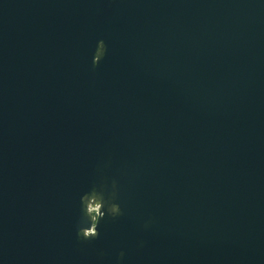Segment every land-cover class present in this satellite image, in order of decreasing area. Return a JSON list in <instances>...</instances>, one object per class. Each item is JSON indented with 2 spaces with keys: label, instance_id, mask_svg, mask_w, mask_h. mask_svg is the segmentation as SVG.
Wrapping results in <instances>:
<instances>
[{
  "label": "water",
  "instance_id": "95a60500",
  "mask_svg": "<svg viewBox=\"0 0 264 264\" xmlns=\"http://www.w3.org/2000/svg\"><path fill=\"white\" fill-rule=\"evenodd\" d=\"M0 264H264V0H0Z\"/></svg>",
  "mask_w": 264,
  "mask_h": 264
},
{
  "label": "clouds",
  "instance_id": "9594fccd",
  "mask_svg": "<svg viewBox=\"0 0 264 264\" xmlns=\"http://www.w3.org/2000/svg\"><path fill=\"white\" fill-rule=\"evenodd\" d=\"M106 53V43L101 39L98 41L97 48L94 52L93 64H99ZM114 195L115 193H113V196ZM81 210L84 214L83 222L77 234L84 239H91L100 234L99 225L102 218L108 215L116 217L122 214L121 207L118 203L109 201L107 208L105 207V193L102 188L98 187H93L81 197Z\"/></svg>",
  "mask_w": 264,
  "mask_h": 264
}]
</instances>
